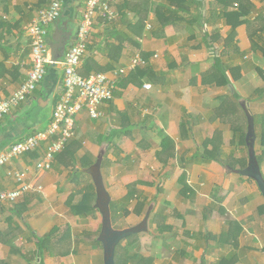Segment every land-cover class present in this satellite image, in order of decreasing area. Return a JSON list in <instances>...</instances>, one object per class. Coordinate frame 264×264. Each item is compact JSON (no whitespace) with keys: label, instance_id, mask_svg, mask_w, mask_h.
Listing matches in <instances>:
<instances>
[{"label":"crops","instance_id":"obj_1","mask_svg":"<svg viewBox=\"0 0 264 264\" xmlns=\"http://www.w3.org/2000/svg\"><path fill=\"white\" fill-rule=\"evenodd\" d=\"M61 1L63 14L48 27L49 41L70 38L67 50L31 98L0 121V153L50 124L63 91V63L86 8V0ZM172 2L117 0L118 19L94 25L79 69L83 77L116 79L103 117L94 120L86 110L76 117L74 139L50 171L37 167L46 145L0 168V193L17 188L12 173L24 174L33 188L0 206V264H104L97 243L101 214L86 217L68 206L72 196L79 202L94 185L84 170L101 157L111 203L118 205L134 188L132 204L143 205L118 229L137 226L152 207L149 232L130 245L132 252L154 264H264V197L256 182L230 171L247 168L249 161L234 132H248L242 104L258 132L264 125V0ZM47 6L46 0H0L1 97L9 98L28 79L26 29ZM136 57L144 64L133 68ZM218 57L226 76L214 68ZM214 137L216 160L194 163L197 150ZM256 153L264 176L258 144Z\"/></svg>","mask_w":264,"mask_h":264},{"label":"built area","instance_id":"obj_2","mask_svg":"<svg viewBox=\"0 0 264 264\" xmlns=\"http://www.w3.org/2000/svg\"><path fill=\"white\" fill-rule=\"evenodd\" d=\"M47 2L48 6L37 13L26 29L31 39V68L28 79L9 98L0 96V121L31 98L43 83L48 67L53 65L48 27L62 17L63 4L61 0H47ZM116 3L117 0H86L85 12L78 28L77 41L68 50L63 63V91L48 128L12 144L6 151L1 152L0 168L8 165L14 159L31 154L46 145L45 156L37 167L43 171H50L57 156L62 154L74 139L76 117L85 110L94 120L103 117L101 107L113 100L116 79L113 80L106 74L83 77L80 75L79 69L87 55L94 25L99 20L103 24H111L118 19ZM147 29L152 30L151 24H147ZM140 64H144L143 60L136 57L131 66L136 68ZM124 73L125 70L122 69L116 72L115 76ZM11 175L16 179L18 186L14 190L0 193V206L15 203L33 189L25 181L24 174L12 173Z\"/></svg>","mask_w":264,"mask_h":264},{"label":"water","instance_id":"obj_3","mask_svg":"<svg viewBox=\"0 0 264 264\" xmlns=\"http://www.w3.org/2000/svg\"><path fill=\"white\" fill-rule=\"evenodd\" d=\"M68 41H70V38L67 40L52 38L49 41V45L52 50L51 58L53 65H56L60 58L64 56L68 47ZM242 107L248 120L246 143L248 147L249 161L247 168L243 170L230 169V171L256 182L261 194L264 197V176L256 154L257 135L255 118L250 112L248 105L243 103ZM102 159L103 157H101L96 165H94L91 169L84 170V172L92 176L96 188L97 199L95 208L102 216V229L98 241L103 247L104 264H116V250L121 242L132 236L149 232V221L152 213V207L148 210L144 220L139 225L121 230L115 229L112 221L111 197L106 190L101 173Z\"/></svg>","mask_w":264,"mask_h":264},{"label":"trees","instance_id":"obj_4","mask_svg":"<svg viewBox=\"0 0 264 264\" xmlns=\"http://www.w3.org/2000/svg\"><path fill=\"white\" fill-rule=\"evenodd\" d=\"M172 3H175V0H173ZM230 37L234 38L235 37V32H233ZM214 68L218 72L222 70V72L226 76V73H225L226 72V67H224V64H223V62H222L220 57L216 58L215 64H214ZM230 71H232V69ZM255 127H256L257 142L259 143L258 145L262 148V153L260 155L264 156V125L261 126L260 132H258V124L257 123L255 124ZM234 132H235V140L238 143L236 141L235 142L237 143L238 147H240L241 149L246 151V156H248L249 155L248 154V147H247V143H246V134H247V132H245V133L243 132V134H241V135L237 134V130H234ZM219 150H220V147L217 146L216 138L215 137L212 138V139L209 138V139L204 141L203 148L201 147L199 150H197L196 154L193 156L192 161L194 163H199L201 161H202V163H205V164L211 163V162L216 160V157L218 156ZM45 153H46V150H45ZM257 155H259V154H257ZM246 159H247V157H246ZM136 194H137L136 190H134V188H132V189H130L129 194L127 195V197L124 198L121 202H119L118 205L115 202L111 203L112 221H113V226H114L115 229H118L116 227V225H115V222L117 220V216L119 215L118 212L121 211L123 213V217L126 218V216H128L130 214V211L128 210V207L132 203V200L135 198ZM96 197H97V194H96V191H95V187H94V185H92L90 187V189L87 190V193L84 194L81 197L79 202L75 201L77 197L72 196L70 198V200L68 201V206L71 208V211L74 214H79V215H84L85 214L86 217H94L95 214L99 212L95 208ZM142 206L143 205L137 206L138 209L136 208V211L138 213L141 210L139 208H141ZM262 209L264 210V207ZM57 232H58V229H54L50 233L48 238H45L43 240V243H46L47 241L51 240L53 238V236H55V234ZM100 232H99V234H100ZM226 234H228V233H226ZM135 237H137V236H132V237H130V238L124 240V241L128 242V241H130L131 239H133ZM124 241L121 242V244L117 247V250H116V264H119V263H117L119 256L120 257H127L128 264H154V259L153 258L146 257L145 255H143V254H141L139 252H132V250H130L129 246H126V247L124 246L125 248L123 247V249H122V245H123ZM97 243L99 244L98 241H97ZM120 249L122 250L121 253H119ZM131 254H133V255H131ZM223 262H226V261L222 260L220 262V264H223ZM224 264H226V263H224Z\"/></svg>","mask_w":264,"mask_h":264},{"label":"rangeland","instance_id":"obj_5","mask_svg":"<svg viewBox=\"0 0 264 264\" xmlns=\"http://www.w3.org/2000/svg\"><path fill=\"white\" fill-rule=\"evenodd\" d=\"M235 123H233V125H234ZM257 144H259L258 142H257V139H256V145ZM258 147H260L259 145H258ZM245 157H246V151H245ZM131 189V188H130ZM129 189V190H130ZM136 208H137V206L135 207V205L134 204H130L129 205V207H128V210L130 211V213H132V212H135L136 211ZM123 218V213L121 214V216H120V219L119 220H117V222H119V223H117L116 224V227L118 228V226L120 227V225H122V219ZM144 220V219H143ZM143 220H141V222L143 221ZM140 222V223H141ZM118 224H120V225H118ZM139 225V224H138ZM141 236V237H140ZM144 238L145 236H143V235H139V237H135V238H133V239H131L130 241H124V243H123V245H122V249H123V247L125 246H129V248H130V245L131 244H133V243H136V242H139L140 240H141V238ZM124 247V248H125ZM121 249H120V252L119 253H121ZM139 253H140V251H139ZM131 255H133V254H131ZM127 257H120L119 256V258H118V261H122L123 262V264H128V259L127 260H124V259H126ZM124 260V261H123ZM257 264H260V262L258 261V260H256L255 261Z\"/></svg>","mask_w":264,"mask_h":264}]
</instances>
